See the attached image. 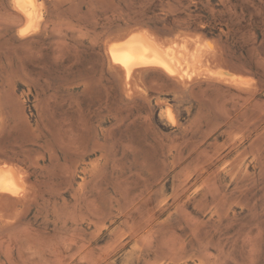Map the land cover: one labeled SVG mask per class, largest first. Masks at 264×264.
Returning a JSON list of instances; mask_svg holds the SVG:
<instances>
[{
  "label": "rangeland",
  "instance_id": "rangeland-1",
  "mask_svg": "<svg viewBox=\"0 0 264 264\" xmlns=\"http://www.w3.org/2000/svg\"><path fill=\"white\" fill-rule=\"evenodd\" d=\"M36 3L0 0V264H264V0ZM135 31L201 61L125 77Z\"/></svg>",
  "mask_w": 264,
  "mask_h": 264
},
{
  "label": "bare ground",
  "instance_id": "bare-ground-1",
  "mask_svg": "<svg viewBox=\"0 0 264 264\" xmlns=\"http://www.w3.org/2000/svg\"><path fill=\"white\" fill-rule=\"evenodd\" d=\"M36 1L13 0V3L17 11L27 21H31L35 12H39L36 11ZM107 53L110 60L121 67L125 77L139 68L155 66L168 76L189 78L190 72L201 61L197 45L190 48L186 41L166 45L144 31H135L123 39L111 41L107 46ZM20 180L22 179L11 166L1 168L0 194L19 195L23 190Z\"/></svg>",
  "mask_w": 264,
  "mask_h": 264
}]
</instances>
